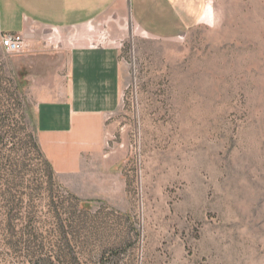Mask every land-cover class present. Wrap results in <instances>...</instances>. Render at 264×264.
Masks as SVG:
<instances>
[{"label": "rangeland", "instance_id": "1", "mask_svg": "<svg viewBox=\"0 0 264 264\" xmlns=\"http://www.w3.org/2000/svg\"><path fill=\"white\" fill-rule=\"evenodd\" d=\"M209 3L169 39L107 15L123 99L72 188L39 149L24 51L0 48V264H264V0Z\"/></svg>", "mask_w": 264, "mask_h": 264}, {"label": "crops", "instance_id": "2", "mask_svg": "<svg viewBox=\"0 0 264 264\" xmlns=\"http://www.w3.org/2000/svg\"><path fill=\"white\" fill-rule=\"evenodd\" d=\"M209 0H0V40L22 34L23 66L35 103L37 138L63 184L81 183L103 153L106 124L123 99L122 36L107 15L130 10L135 25L177 38L209 24ZM211 22L213 20L210 19Z\"/></svg>", "mask_w": 264, "mask_h": 264}, {"label": "built area", "instance_id": "3", "mask_svg": "<svg viewBox=\"0 0 264 264\" xmlns=\"http://www.w3.org/2000/svg\"><path fill=\"white\" fill-rule=\"evenodd\" d=\"M0 48L7 53H20L26 50V41L22 34L6 33L0 40Z\"/></svg>", "mask_w": 264, "mask_h": 264}, {"label": "trees", "instance_id": "4", "mask_svg": "<svg viewBox=\"0 0 264 264\" xmlns=\"http://www.w3.org/2000/svg\"><path fill=\"white\" fill-rule=\"evenodd\" d=\"M39 146V149L41 150V148H40V145H38ZM41 152H42V150H41ZM43 154V153H42ZM47 160V159H46ZM47 162L49 163V165L51 166V168H52V170H53V167H52V165H51V163L47 160ZM53 172H54V170H53ZM54 174H55V172H54ZM56 176V175H55Z\"/></svg>", "mask_w": 264, "mask_h": 264}]
</instances>
